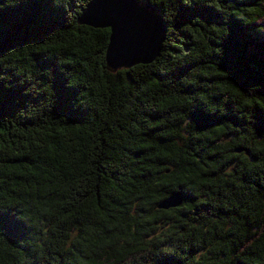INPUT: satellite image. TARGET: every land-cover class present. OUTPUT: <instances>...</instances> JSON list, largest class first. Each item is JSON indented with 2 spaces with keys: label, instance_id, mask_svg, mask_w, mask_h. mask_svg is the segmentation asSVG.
I'll return each instance as SVG.
<instances>
[{
  "label": "trees",
  "instance_id": "obj_1",
  "mask_svg": "<svg viewBox=\"0 0 264 264\" xmlns=\"http://www.w3.org/2000/svg\"><path fill=\"white\" fill-rule=\"evenodd\" d=\"M89 1L0 0V264H264V0H147L116 71Z\"/></svg>",
  "mask_w": 264,
  "mask_h": 264
},
{
  "label": "water",
  "instance_id": "obj_2",
  "mask_svg": "<svg viewBox=\"0 0 264 264\" xmlns=\"http://www.w3.org/2000/svg\"><path fill=\"white\" fill-rule=\"evenodd\" d=\"M78 22L109 29L105 61L112 71L152 62L165 40L166 26L160 12L147 0H90ZM235 151L248 154L245 148ZM181 197L180 193H173L161 200L157 207L179 206Z\"/></svg>",
  "mask_w": 264,
  "mask_h": 264
},
{
  "label": "bare ground",
  "instance_id": "obj_3",
  "mask_svg": "<svg viewBox=\"0 0 264 264\" xmlns=\"http://www.w3.org/2000/svg\"><path fill=\"white\" fill-rule=\"evenodd\" d=\"M169 209V208H168Z\"/></svg>",
  "mask_w": 264,
  "mask_h": 264
}]
</instances>
